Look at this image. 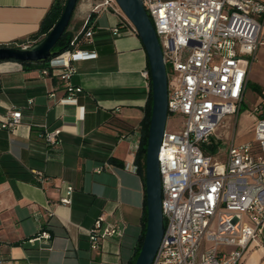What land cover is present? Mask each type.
I'll return each instance as SVG.
<instances>
[{
	"label": "crops",
	"instance_id": "crops-1",
	"mask_svg": "<svg viewBox=\"0 0 264 264\" xmlns=\"http://www.w3.org/2000/svg\"><path fill=\"white\" fill-rule=\"evenodd\" d=\"M99 1L78 0L68 27L73 35L81 31V47L96 54L72 62L71 82L81 89L75 107L61 104L64 83L42 72L46 64L0 61V119L21 111L14 129L0 120V264H128L133 256L146 210L145 169L126 166H137L149 67L136 33L112 32L120 16L105 6L92 10ZM52 2L0 0V44L30 45ZM45 128L61 130L56 144L45 143ZM64 184L73 187L69 204L60 202ZM100 214L121 233L94 249L88 230ZM41 229L50 237L29 243ZM240 264H264L263 231Z\"/></svg>",
	"mask_w": 264,
	"mask_h": 264
},
{
	"label": "built area",
	"instance_id": "built-area-1",
	"mask_svg": "<svg viewBox=\"0 0 264 264\" xmlns=\"http://www.w3.org/2000/svg\"><path fill=\"white\" fill-rule=\"evenodd\" d=\"M142 1L166 67L168 116L180 119L176 131L165 128L160 144L164 233L151 264H240L264 228L263 105L248 112L257 115L251 140L235 144L232 136L223 147L215 136L226 117L236 119L245 99L249 70L264 44V0ZM103 6L120 16L113 33L120 27L136 33L115 0H100L92 10ZM80 34L72 37L71 48L50 56L42 70L63 81L60 102L72 107L81 90L71 82L76 73L72 62L96 56L81 47ZM84 35L90 37L92 30ZM143 75L149 78L147 70ZM0 120L2 127L14 129L21 111L13 108ZM60 133L45 128L42 138L54 145ZM126 167L137 170L136 165ZM64 189L60 202L69 204L73 187L64 184ZM120 233L116 223L105 222L100 214L88 230L90 247ZM49 237L41 229L27 241Z\"/></svg>",
	"mask_w": 264,
	"mask_h": 264
},
{
	"label": "water",
	"instance_id": "water-1",
	"mask_svg": "<svg viewBox=\"0 0 264 264\" xmlns=\"http://www.w3.org/2000/svg\"><path fill=\"white\" fill-rule=\"evenodd\" d=\"M78 0H66L64 9L53 27L32 45L0 46L1 60L44 62L53 55V48L66 29ZM122 13L136 29L148 60L151 84V116L145 155L146 227L140 250L133 264H151L164 233L161 204L159 149L168 117L167 72L161 46L142 0H115Z\"/></svg>",
	"mask_w": 264,
	"mask_h": 264
},
{
	"label": "trees",
	"instance_id": "trees-1",
	"mask_svg": "<svg viewBox=\"0 0 264 264\" xmlns=\"http://www.w3.org/2000/svg\"><path fill=\"white\" fill-rule=\"evenodd\" d=\"M65 2H66V0H53L52 4L50 5L49 9L46 11L44 17L42 18V20L39 24L38 31L35 34L31 35L27 39L28 41H31L30 45H32L35 42H37L38 40H40L44 35H46L49 32V30L53 27V25L59 19L60 15L64 9ZM70 23H71V19L69 21L68 26L66 27V29L64 30V32L62 33V35L58 39L56 45L54 46V48L52 50L53 55L58 54V53L66 50V49L71 48L70 41L74 35H73L72 31H70L68 29ZM89 25H90V23H87L86 27ZM25 42L26 41H24V40H17V41L11 42L9 44H0V46L18 47V46H21ZM9 60H12V59H9ZM46 61L38 62V63L41 65H45ZM21 63L23 65H28V64H32L33 62L23 61ZM148 67H149V65H148ZM149 76H150V73H149ZM249 85L252 88V90H254L258 94H261L262 91L264 90V85L261 86L259 84L254 83V82H249ZM151 105H152V95H151V84L149 81V97L147 100L146 109H145L146 111H145V115H144V118L142 120V126H141L142 136H141V139L139 141L138 148L136 151V156H135V161L137 162V170L142 168V170L144 171V169H145V155H146L148 128H149L150 116H151ZM2 162H6V163L10 164V166L19 167L17 165L16 161L13 159H3ZM146 216H147V211L145 210V214H144V218H143V228H142V231L138 237L133 256L129 260L128 264H133L137 254L140 250V247H141V244H142V241L144 238V233H145Z\"/></svg>",
	"mask_w": 264,
	"mask_h": 264
},
{
	"label": "rangeland",
	"instance_id": "rangeland-1",
	"mask_svg": "<svg viewBox=\"0 0 264 264\" xmlns=\"http://www.w3.org/2000/svg\"><path fill=\"white\" fill-rule=\"evenodd\" d=\"M262 34L264 37V27ZM249 76L250 82L264 83V46H261L258 58L251 66ZM256 104H261L264 107V96L256 93L252 90L250 85H248L245 99L241 104L236 119L234 116L226 117L224 119L225 125L223 127L219 126L216 130L215 137L216 139H220L223 147L227 146L232 136L235 144L247 142L252 139L257 115L253 112V114L249 116L248 112L252 111ZM179 121L180 119L178 117L169 115L166 121V130L176 131L179 126Z\"/></svg>",
	"mask_w": 264,
	"mask_h": 264
}]
</instances>
